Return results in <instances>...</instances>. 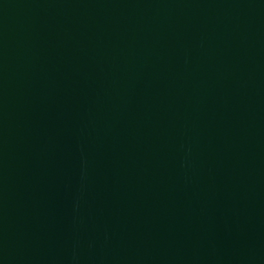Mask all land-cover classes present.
I'll return each instance as SVG.
<instances>
[{"label": "water", "instance_id": "obj_1", "mask_svg": "<svg viewBox=\"0 0 264 264\" xmlns=\"http://www.w3.org/2000/svg\"><path fill=\"white\" fill-rule=\"evenodd\" d=\"M0 264H264V0H0Z\"/></svg>", "mask_w": 264, "mask_h": 264}]
</instances>
